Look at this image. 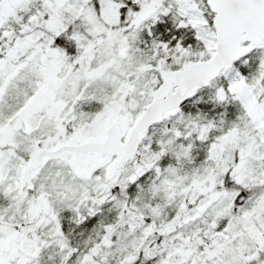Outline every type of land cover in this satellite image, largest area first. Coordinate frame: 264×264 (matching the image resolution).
I'll list each match as a JSON object with an SVG mask.
<instances>
[{
	"label": "snow or ice",
	"instance_id": "snow-or-ice-1",
	"mask_svg": "<svg viewBox=\"0 0 264 264\" xmlns=\"http://www.w3.org/2000/svg\"><path fill=\"white\" fill-rule=\"evenodd\" d=\"M0 264H264V0H0Z\"/></svg>",
	"mask_w": 264,
	"mask_h": 264
}]
</instances>
